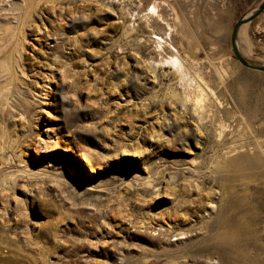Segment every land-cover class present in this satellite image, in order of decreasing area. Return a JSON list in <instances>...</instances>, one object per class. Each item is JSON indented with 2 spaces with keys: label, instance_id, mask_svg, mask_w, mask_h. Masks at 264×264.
I'll use <instances>...</instances> for the list:
<instances>
[{
  "label": "rangeland",
  "instance_id": "374dc122",
  "mask_svg": "<svg viewBox=\"0 0 264 264\" xmlns=\"http://www.w3.org/2000/svg\"><path fill=\"white\" fill-rule=\"evenodd\" d=\"M259 2L0 0V264H264Z\"/></svg>",
  "mask_w": 264,
  "mask_h": 264
},
{
  "label": "water",
  "instance_id": "95a60500",
  "mask_svg": "<svg viewBox=\"0 0 264 264\" xmlns=\"http://www.w3.org/2000/svg\"><path fill=\"white\" fill-rule=\"evenodd\" d=\"M264 10V0H260L259 4L257 7H255L251 12H249L248 14L244 15L243 17H241L240 19H238L232 29H231V35H230V44L233 50V53L237 59V61L250 69H255V70H260V71H264V64H258V63H254L246 58H244L240 52L238 51L237 48V44H236V37H237V33H238V29L239 27L244 24L247 23L251 20H253L259 13H261Z\"/></svg>",
  "mask_w": 264,
  "mask_h": 264
},
{
  "label": "bare ground",
  "instance_id": "6f19581e",
  "mask_svg": "<svg viewBox=\"0 0 264 264\" xmlns=\"http://www.w3.org/2000/svg\"><path fill=\"white\" fill-rule=\"evenodd\" d=\"M244 24H246V23H244ZM242 25H243V24H242ZM242 25H241V26H242ZM241 26H240V27H241ZM240 27H239V28H240ZM240 29H241V28H240ZM174 59H175V58H174ZM193 100H194V101H193V104H194V107H195V108H199V107L201 108V107H202V101H203V97H202V96H201V97H197V96H195ZM163 230H165V229H164L163 227H161V226H159V227L156 228V229L153 228V231H154V232L157 231V233H160V232L163 231Z\"/></svg>",
  "mask_w": 264,
  "mask_h": 264
}]
</instances>
